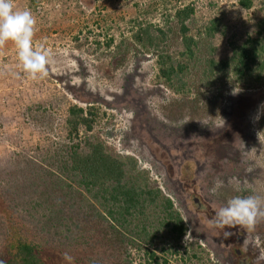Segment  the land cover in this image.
Listing matches in <instances>:
<instances>
[{"label": "rangeland", "instance_id": "374dc122", "mask_svg": "<svg viewBox=\"0 0 264 264\" xmlns=\"http://www.w3.org/2000/svg\"><path fill=\"white\" fill-rule=\"evenodd\" d=\"M192 1L207 21L219 18L227 27L225 34L194 46L193 57L176 33L175 18L176 10ZM255 1L249 17L239 0L12 1L14 10H30L35 17L34 47L50 53L51 62L47 76L32 80L15 45L0 48V262L14 255L9 238L22 234L39 245L48 264H155L148 261L151 253L158 264H264V219L251 230L213 222L237 195L264 197V114L255 119L264 105V78L253 67L239 79L232 65L207 77L210 60L223 64L234 43L259 36L253 28L261 22L258 16L264 18V0ZM196 19L192 29L205 22ZM150 25L152 33L167 34L149 49L134 34ZM161 54L176 67L185 64L186 72L167 82ZM75 105L86 110L92 125L82 124L72 134L67 121ZM89 139L135 165L130 175L135 187L159 189L172 199L186 226L181 238L159 229V197L151 202L146 194L144 213L136 209L119 222L101 193L94 196L95 190L73 180L64 161ZM217 178L224 184L213 194ZM34 180L37 201L44 197L39 191L52 185L69 231L42 230L41 212L29 214L28 200L15 205L10 188L22 186V192ZM64 192L71 195L62 202ZM9 217L18 221L16 228Z\"/></svg>", "mask_w": 264, "mask_h": 264}, {"label": "trees", "instance_id": "16d2710c", "mask_svg": "<svg viewBox=\"0 0 264 264\" xmlns=\"http://www.w3.org/2000/svg\"><path fill=\"white\" fill-rule=\"evenodd\" d=\"M239 4L243 8L242 10L247 11H245L246 13L244 15L249 17L248 14L255 8L256 1L239 0ZM235 10L236 9L233 8V14H236L237 10ZM254 14L255 16H253V18H257L256 16H258V14L256 12ZM197 16H200L205 22L200 28L192 29L194 28V23H197ZM175 18L178 25V31L176 33L182 38V42L188 49L187 53H189L191 57L195 55L193 53L194 46H197L201 42L204 43L206 37L213 39L218 32H222L223 34L227 32V27L225 24L223 25L221 19L210 18V20L207 21L203 13L197 12L196 1L188 2L179 7L176 10ZM258 18L261 22L253 29H256L257 27V33L259 36L254 37L252 34H249L242 42L234 43L232 56L229 57L227 62L223 61V64L222 61L217 63L214 60H210V73L207 75L208 78L214 77L220 70H225L228 65L233 66V73L237 74L239 79L245 78L248 72L254 70L253 67L258 70V76L264 78V58L258 62V68L255 66L258 57L260 55L264 57V18L259 16ZM151 29L152 25L140 27L136 34H134L135 40L145 48L149 49L151 46H154V48L158 47L159 43L164 40L167 34L161 29H159L158 33H152ZM171 31H173V28ZM247 33L250 32L248 31ZM167 58L168 57L165 54L160 55L161 74L166 78L167 82L171 83L173 76L178 72H186L187 66L179 62L176 67L175 63H171ZM168 62H170L169 66L163 67ZM217 67L219 69H217ZM171 86L174 87V84H171ZM177 90L179 91V88H177ZM86 114L87 112L83 107L76 105L73 106L71 109V118L67 121L68 125L72 127V134H76L79 130V126L82 124L91 128L92 123L89 121L90 119L86 117ZM129 161L130 160L118 158L107 153L101 142H92V140L89 139L87 147L81 151L78 145L74 146V149L69 155V159L64 161V166L70 164V168L68 167V169L73 173V180L80 185H84L91 192L95 190L94 196H98L101 193L100 198L107 203L105 206L108 207V212L119 222L127 221L126 215L134 212L136 209H139L141 213H144L145 204L148 200L144 197L146 194L149 195L152 200L151 202H155L159 197L161 200L158 205V208H161V217L157 218L160 223L159 229L169 228L172 233L177 234V239L181 238L186 231V226L180 214L174 209L172 199L163 196L159 189L146 191V189L143 190V188L135 187V183L131 184L134 181L130 175H132L131 172L135 170V165L131 164V166ZM12 179L13 181H16L15 177ZM47 179L51 180L49 175L47 176ZM31 184L33 185L30 187L31 190L30 188L28 189L26 184L23 185L22 192L20 190L22 186L19 187L18 185H13L10 188L12 189L14 187L13 195L15 197V205L19 207L25 202V200H28L30 206L29 214L33 216L35 211L41 212V215L37 216V222L41 225L42 230L51 231L52 229H56V232H58L57 230H61L60 228H62V230L69 231L70 227L63 222L67 219V212L59 203L55 204V200L53 199L54 193L50 192V190H52V185L47 186L49 189H46L43 192L39 191L40 194H44V197L42 200L39 199L37 201V199H34L33 197L38 191H34L33 189L36 181H31ZM51 184H54V182ZM68 186L70 187L71 185ZM226 191L228 190L226 189ZM15 192L18 196L15 195ZM63 195V199L60 198V200L65 202L64 200H66L67 196L71 194L64 192ZM57 206L59 208H57ZM116 206L118 208L117 210L114 208ZM69 213L71 214L70 211ZM68 217L72 218L73 216L68 215ZM8 220L11 225L14 223V228L17 227L18 221L16 219L9 217ZM140 228L143 233L147 230L146 225H143ZM9 239L12 241V246L15 249V252L13 251L14 255L11 259L2 264H48L42 257L39 245L34 241L29 240L27 236L16 234L12 235V240L11 237ZM149 257L150 260L148 261L150 263L154 262L155 264H158L155 253H151Z\"/></svg>", "mask_w": 264, "mask_h": 264}, {"label": "clouds", "instance_id": "9594fccd", "mask_svg": "<svg viewBox=\"0 0 264 264\" xmlns=\"http://www.w3.org/2000/svg\"><path fill=\"white\" fill-rule=\"evenodd\" d=\"M37 21L30 10H14L12 0H0V48L12 42L17 49V56L23 72L29 79L37 80L47 76L50 65V53L33 44ZM264 114L261 105L255 116L259 120ZM235 179V178H233ZM232 183V180H229ZM224 181L217 178L211 189L215 194ZM237 181V191L239 188ZM264 219V197L259 195H237L220 208L214 217L217 227L239 225L251 230L259 220ZM230 235V233H229ZM2 264V262H0Z\"/></svg>", "mask_w": 264, "mask_h": 264}, {"label": "flooded vegetation", "instance_id": "af4514ba", "mask_svg": "<svg viewBox=\"0 0 264 264\" xmlns=\"http://www.w3.org/2000/svg\"><path fill=\"white\" fill-rule=\"evenodd\" d=\"M152 157H155L154 155L151 154Z\"/></svg>", "mask_w": 264, "mask_h": 264}]
</instances>
